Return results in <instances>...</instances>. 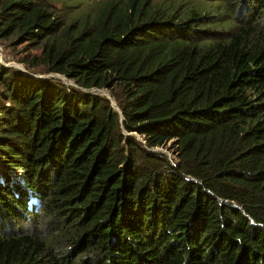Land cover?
<instances>
[{
	"label": "trees",
	"instance_id": "16d2710c",
	"mask_svg": "<svg viewBox=\"0 0 264 264\" xmlns=\"http://www.w3.org/2000/svg\"><path fill=\"white\" fill-rule=\"evenodd\" d=\"M0 42L73 83L0 65V264H264V0H0Z\"/></svg>",
	"mask_w": 264,
	"mask_h": 264
},
{
	"label": "rangeland",
	"instance_id": "374dc122",
	"mask_svg": "<svg viewBox=\"0 0 264 264\" xmlns=\"http://www.w3.org/2000/svg\"><path fill=\"white\" fill-rule=\"evenodd\" d=\"M0 47H1L0 48V60H2V62H5V63H10V62L12 63L11 66H7V67H14V68H17L18 70L22 71L23 73L30 74V75L37 76V77L54 76V77L61 79L62 81L67 82L68 84L73 85V83L71 81L66 80V78H64L61 75H58V74H48V75L42 74V73H38L37 70L34 71V69L24 67V65L18 61V58L23 57V53L20 52L21 47H18L16 49V54H14L8 47H6L4 45V43L0 42ZM0 65H1V62H0ZM90 92L99 93L102 95H106V94L109 95L106 91L90 90ZM135 136L137 139H140V137L137 134ZM157 150H162V151L166 152L169 157H172L171 151H168L164 148H158Z\"/></svg>",
	"mask_w": 264,
	"mask_h": 264
},
{
	"label": "water",
	"instance_id": "95a60500",
	"mask_svg": "<svg viewBox=\"0 0 264 264\" xmlns=\"http://www.w3.org/2000/svg\"><path fill=\"white\" fill-rule=\"evenodd\" d=\"M27 73H28V72H27ZM29 75H30V74H29ZM32 76H33V75H32ZM63 77H64V76H63ZM64 78H65V77H64ZM106 96H107V98L110 99V96H109V95L106 94ZM110 100H111V103H112L113 107L117 110L118 108H117L115 102H114L112 99H110Z\"/></svg>",
	"mask_w": 264,
	"mask_h": 264
},
{
	"label": "built area",
	"instance_id": "2783aa9c",
	"mask_svg": "<svg viewBox=\"0 0 264 264\" xmlns=\"http://www.w3.org/2000/svg\"><path fill=\"white\" fill-rule=\"evenodd\" d=\"M1 48V47H0ZM0 62H1V65L3 66V67H7V66H11V62L10 63H5V62H2V60H0Z\"/></svg>",
	"mask_w": 264,
	"mask_h": 264
}]
</instances>
